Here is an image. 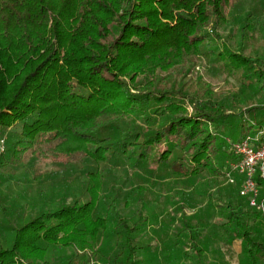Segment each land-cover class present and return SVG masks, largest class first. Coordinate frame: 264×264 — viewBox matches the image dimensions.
I'll return each mask as SVG.
<instances>
[{
  "label": "trees",
  "instance_id": "obj_1",
  "mask_svg": "<svg viewBox=\"0 0 264 264\" xmlns=\"http://www.w3.org/2000/svg\"><path fill=\"white\" fill-rule=\"evenodd\" d=\"M202 59L219 88L192 74ZM236 86L264 101V0H0V264H205L212 241L264 264L262 215L236 187L216 197L222 231L184 220L159 249L140 243L141 207L123 213L146 204L125 184L147 172L187 215L185 186L217 187L232 142L264 140V103L237 111Z\"/></svg>",
  "mask_w": 264,
  "mask_h": 264
},
{
  "label": "rangeland",
  "instance_id": "obj_2",
  "mask_svg": "<svg viewBox=\"0 0 264 264\" xmlns=\"http://www.w3.org/2000/svg\"><path fill=\"white\" fill-rule=\"evenodd\" d=\"M192 74H194V76L202 75L205 79L214 83L216 88H219V86L222 85L224 81L223 75L217 71V69L208 59H202L200 64L193 70ZM235 89L239 92L240 96L239 102L234 104V107L237 109V111L249 107L251 103L250 100H256V105H262L264 103V101L258 99L254 91L255 88L253 87L241 89L239 86H236ZM49 166L44 165V168ZM122 175H124V172H122ZM234 177L236 178L235 183L230 181L229 175L227 174V176L220 181V184L217 187L213 188L208 184L206 185L205 189L200 190V192L196 189H192L190 186H185L184 191L187 192L189 196H192L190 198V204L192 208L186 210L187 215H183L181 208L183 200L176 193V190H180V187H176V189H174L169 185L163 184L156 175L152 176L147 172H142L139 174V176H135L134 179H131L129 182H127L125 184V188L130 189V187L133 185L136 186L137 184L148 186L150 193L146 199V204L144 207L142 204L134 205L133 207L125 210L123 213L126 215H132L134 214V211H137V207H141V212L144 217L148 218V223L146 226H144V228H142V231L138 232L140 243H156V249L162 248L164 241L165 243L168 242L166 244L171 245V242L173 244L175 241L173 237L175 236L176 232L179 231V229L184 228V220H188L195 225L200 223L203 228L199 229H202V231H211L214 228H216L217 231H222L219 227L221 220L217 217V212L220 209L218 205H222V202L216 197L221 190V194L226 199V194L228 193L227 191L229 187L237 188V190L233 192V196L236 197V194L240 192L241 185L238 186L236 184L239 179L238 176L234 174ZM148 178L154 179V181L148 182ZM119 184H121V182H119ZM5 188L3 186V190ZM15 190L19 191V188L16 186ZM261 190V197L264 199L263 185L261 186ZM247 204L248 203L245 202L246 208L249 209V205ZM18 206L19 208L22 207V209L19 211H22L24 213V218L27 219L30 214V209L28 207L29 205L26 203V201L19 199ZM119 207H122V204H120ZM136 218L137 217L135 216L134 218L130 219L131 225L134 223V219ZM2 220H4V218L0 215V222ZM256 228L261 231L262 235L260 236V239L264 238V222L257 224ZM3 235L4 240L7 241L12 236V233H3ZM113 243L114 241L112 240L111 244ZM219 248L220 245L214 241L207 244V246H205V253L202 258L203 262H205V264H241L240 257L238 256V254L242 251L240 241L233 242L232 250L230 248L228 250L221 251ZM72 251V248H60V250L55 251V253L66 254L71 253ZM159 251H161V249ZM154 253L155 251L142 250L140 253L141 255H138L137 258L141 257L145 260L143 264H149L155 261ZM92 261L98 264H109L105 263L99 258H92Z\"/></svg>",
  "mask_w": 264,
  "mask_h": 264
},
{
  "label": "built area",
  "instance_id": "obj_3",
  "mask_svg": "<svg viewBox=\"0 0 264 264\" xmlns=\"http://www.w3.org/2000/svg\"><path fill=\"white\" fill-rule=\"evenodd\" d=\"M263 131L250 135L240 141L232 142V151L238 159L229 162L228 175L232 183L234 174L242 179L240 194L247 199L248 205L260 211L264 222V199L258 178L264 179V140ZM90 264H98L91 261Z\"/></svg>",
  "mask_w": 264,
  "mask_h": 264
}]
</instances>
